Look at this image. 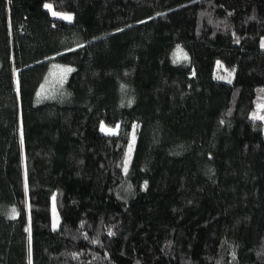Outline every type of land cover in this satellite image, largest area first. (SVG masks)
I'll list each match as a JSON object with an SVG mask.
<instances>
[{"label":"trees","instance_id":"obj_1","mask_svg":"<svg viewBox=\"0 0 264 264\" xmlns=\"http://www.w3.org/2000/svg\"><path fill=\"white\" fill-rule=\"evenodd\" d=\"M263 40L264 0H0V264H264Z\"/></svg>","mask_w":264,"mask_h":264},{"label":"rangeland","instance_id":"obj_2","mask_svg":"<svg viewBox=\"0 0 264 264\" xmlns=\"http://www.w3.org/2000/svg\"><path fill=\"white\" fill-rule=\"evenodd\" d=\"M47 5H51V4H47ZM46 9L50 12L52 18L55 20H61V21H65L68 23H71L74 21V15L73 14L55 11L53 6L51 7V9H49L47 7H46ZM53 12L60 13L61 15H53ZM63 16L71 17V19L70 20L64 19V18H62ZM262 49L264 51V40L262 42ZM172 61L176 65L188 64L189 63V56L187 54L186 49L183 47H178L172 54ZM217 66L221 67V64L219 63ZM68 69H71V71H67ZM73 71H74V69L72 67L54 64L52 66L50 74H49V80H50L51 86H55V85L59 84L60 80L62 79V77H61L62 74L63 75L67 74L66 78H68L69 75ZM229 81L231 82L232 80H229ZM229 81H227V82L230 83ZM259 109H260V112H259L260 116L264 117V115L261 114L264 111V106H261ZM118 129H119L118 127L112 128V127L106 126L105 124L101 125V131L104 134L110 135V136L117 135ZM108 130H111V132H109ZM131 151H132V148L129 150V153H131ZM53 220H54V227L57 228L59 225V220L57 219V212L54 208H53Z\"/></svg>","mask_w":264,"mask_h":264},{"label":"snow or ice","instance_id":"obj_3","mask_svg":"<svg viewBox=\"0 0 264 264\" xmlns=\"http://www.w3.org/2000/svg\"><path fill=\"white\" fill-rule=\"evenodd\" d=\"M45 7H47V8H49V9H51V5H45ZM53 15H61L60 13H56V12H53ZM62 18H64V19H71V17H68V16H63ZM55 67V66H54ZM67 71H71V69H68ZM229 75H231V73H229ZM220 78H223V77H220ZM230 82V81H229ZM259 119H264V117H258ZM109 132H111V130H108ZM22 138V137H21ZM13 211H15V210H13ZM29 231H30V229H29ZM29 239H30V237H29Z\"/></svg>","mask_w":264,"mask_h":264}]
</instances>
